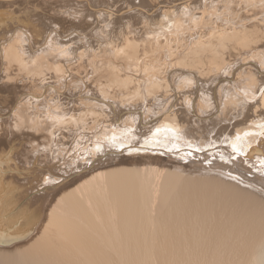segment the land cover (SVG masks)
<instances>
[{
  "label": "bare ground",
  "instance_id": "obj_1",
  "mask_svg": "<svg viewBox=\"0 0 264 264\" xmlns=\"http://www.w3.org/2000/svg\"><path fill=\"white\" fill-rule=\"evenodd\" d=\"M0 135V264H264V0H0Z\"/></svg>",
  "mask_w": 264,
  "mask_h": 264
},
{
  "label": "snow or ice",
  "instance_id": "obj_2",
  "mask_svg": "<svg viewBox=\"0 0 264 264\" xmlns=\"http://www.w3.org/2000/svg\"><path fill=\"white\" fill-rule=\"evenodd\" d=\"M20 7L19 4H17V9ZM20 129L17 128V131H19ZM12 137H5L0 135V152L2 153H7V150L13 147L12 144Z\"/></svg>",
  "mask_w": 264,
  "mask_h": 264
},
{
  "label": "rangeland",
  "instance_id": "obj_3",
  "mask_svg": "<svg viewBox=\"0 0 264 264\" xmlns=\"http://www.w3.org/2000/svg\"><path fill=\"white\" fill-rule=\"evenodd\" d=\"M226 133H228L229 134V132L227 131ZM192 170V169H191ZM190 171V170H189ZM194 172H197L198 170L197 169H195V170H193ZM204 173H206V171L204 172Z\"/></svg>",
  "mask_w": 264,
  "mask_h": 264
}]
</instances>
